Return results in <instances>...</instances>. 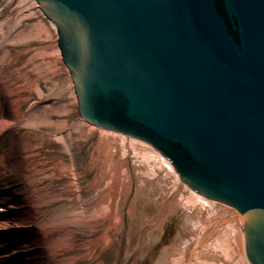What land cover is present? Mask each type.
<instances>
[{
  "label": "water",
  "instance_id": "water-1",
  "mask_svg": "<svg viewBox=\"0 0 264 264\" xmlns=\"http://www.w3.org/2000/svg\"><path fill=\"white\" fill-rule=\"evenodd\" d=\"M80 112L144 140L241 218L264 264V0H38Z\"/></svg>",
  "mask_w": 264,
  "mask_h": 264
},
{
  "label": "bare ground",
  "instance_id": "bare-ground-1",
  "mask_svg": "<svg viewBox=\"0 0 264 264\" xmlns=\"http://www.w3.org/2000/svg\"><path fill=\"white\" fill-rule=\"evenodd\" d=\"M0 6L2 13H10V23L14 19L9 26L3 22L9 29L0 34V147L2 141L7 142L5 153L0 152V264H88L98 259L114 243L108 237L109 231L120 226V195L131 182L129 165L135 168L144 191L159 190L162 197L156 202L162 200L164 209L172 207L179 212L174 218L180 219L178 223L182 220L187 239L175 250L172 264H251L243 224L233 209L182 182L173 161L152 144L98 127L82 117L73 75L59 45L58 26L40 8L38 0H0ZM29 21L36 22L26 26ZM24 41L42 46L32 50L33 56L18 67V58L6 48ZM61 64L68 77L62 78ZM13 66L16 69L11 71ZM31 95L37 96L43 108L25 109ZM74 107L80 122L73 123ZM40 132L44 133L40 136L42 145L28 143L27 136ZM95 133L100 136V153H106L104 163L108 164V152L114 156L110 167L115 175L105 192L99 189L91 198H85L75 183L62 193L36 187L52 175H46L40 166L27 168L30 153L38 156L52 138L71 156L77 141L83 137L88 141ZM50 204L62 207L44 213ZM170 215L169 211L163 214V220L155 221L168 234L170 226H178L171 218L163 227L161 222ZM106 222L108 230L98 238L81 245L77 242L76 237L84 230L96 237Z\"/></svg>",
  "mask_w": 264,
  "mask_h": 264
},
{
  "label": "rangeland",
  "instance_id": "rangeland-1",
  "mask_svg": "<svg viewBox=\"0 0 264 264\" xmlns=\"http://www.w3.org/2000/svg\"><path fill=\"white\" fill-rule=\"evenodd\" d=\"M1 10L2 8L0 6V11ZM10 18L11 16L8 11L3 13L1 11L0 27L3 25V22H6L8 26L13 23L14 19H12L10 23ZM35 22L36 21H29L25 25L31 26ZM7 24L5 26L3 25L0 34L7 32L9 29ZM12 35L15 36L16 32ZM41 46L42 45L39 47L36 44L24 41L17 46L13 45V47L10 48L7 46L6 49L9 51L11 50L13 55L18 58L19 62H17L16 66L19 67L20 62L23 64L33 56L31 53L32 50L41 48ZM59 67L61 69L62 78L68 77L69 74L63 65L61 64ZM15 69L16 67L13 66L10 70L12 71ZM27 96H25V98ZM30 99L31 100L28 102L26 101L27 103L24 105L25 109L30 106L37 110L43 108V103L39 105L40 101L37 99L36 95H31ZM74 109L75 113L71 117L73 123L80 122L77 108L74 107ZM53 119L58 120V118ZM10 132L15 133L13 130ZM40 134L36 133L35 135L27 136L28 143L33 142L39 146L42 145L43 140L40 136H44V133L40 132ZM51 139L52 138H49L48 141H50V143L46 142L47 145L38 152V156L33 157V153H30L29 158H26L25 166L27 168H38L40 166L45 170L46 175H52L51 179H46L42 184H36V187L47 188V191L53 190L54 192L62 193L69 184L75 183L77 189H80L81 195L85 198H91L99 189L102 192L106 191L107 185L113 180L111 178L114 174V170L110 165L112 166L114 156L108 152L109 158L107 159V163L109 165L104 163L106 153H100L99 133H95L88 141H86L84 137L82 140L77 141L71 156L68 155L67 150L62 146L56 145ZM6 143L7 142L2 141L0 147L1 153H5ZM1 166L2 163H0V171L2 170ZM71 173L75 176H70ZM128 173H130V177L127 178L130 179L131 182L127 183L126 187L122 190L123 193L120 195V226L117 227V229H111L108 234V237L114 240V243L106 252L101 253L100 250L97 253H101L98 259H94L88 264H172V260L176 253L175 250L179 249L184 238L187 239L186 230L182 228V220L178 223L180 219L177 220L174 218L175 214H177L175 216L176 218L179 217V212L176 208L172 207L170 210L164 209L162 200L156 202L158 198L161 199L160 197H162L159 195V190H157L159 194L153 189L144 191L145 186H140V182H138V178L135 176V168L131 165H129ZM121 174H123V172ZM77 195L78 193L75 194V196ZM60 207H62V204H50L44 208V213L46 210H48V213L54 212ZM169 211L172 213L169 217L170 219L166 218L165 221L161 223L163 227H165V223L170 221L171 218L176 221L175 223L178 224L176 228L173 226L169 227L172 229L170 232L171 234H168L167 231H165L167 233H164V229L156 226L157 223L155 222L156 220H163V214L165 216V213L168 214ZM108 226V222L100 226L101 229L99 228V234L97 233L96 237H92V234L84 230L80 236L76 237L78 238L77 242L81 245L84 241L95 240L103 231L108 230ZM165 236L168 239H166ZM78 253H81V251H78Z\"/></svg>",
  "mask_w": 264,
  "mask_h": 264
}]
</instances>
